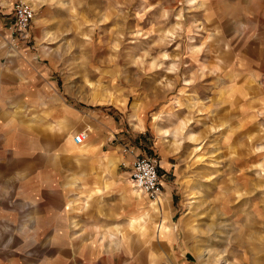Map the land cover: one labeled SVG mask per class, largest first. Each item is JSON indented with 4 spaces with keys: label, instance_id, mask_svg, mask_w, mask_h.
Segmentation results:
<instances>
[{
    "label": "rangeland",
    "instance_id": "obj_1",
    "mask_svg": "<svg viewBox=\"0 0 264 264\" xmlns=\"http://www.w3.org/2000/svg\"><path fill=\"white\" fill-rule=\"evenodd\" d=\"M26 1L29 44L13 36L10 53L23 95L8 101L4 76L1 92L0 264L40 260L30 216L43 195L84 197L102 189L79 186L91 178L141 194L130 180L136 157L156 161L152 202L168 186L195 259L264 264V0ZM107 122L105 141L91 135ZM79 133L101 144L75 162L64 150Z\"/></svg>",
    "mask_w": 264,
    "mask_h": 264
},
{
    "label": "crops",
    "instance_id": "obj_2",
    "mask_svg": "<svg viewBox=\"0 0 264 264\" xmlns=\"http://www.w3.org/2000/svg\"><path fill=\"white\" fill-rule=\"evenodd\" d=\"M15 2L16 0H0V122L2 120L3 76L5 83L10 85L9 90L14 92L13 97H9L8 101L22 96V93L19 94L20 87H24L26 84V79L20 78L19 67L22 63L10 55L13 47L10 46L7 36L5 16L9 11L12 15V7ZM41 71L39 69L38 74ZM33 78L36 79L35 71ZM32 83L34 82H27L28 85ZM42 83L43 80L40 84ZM63 123L64 121L56 128L59 125H64ZM62 130L59 135H66L67 131L64 128ZM106 130L112 132V124L107 122L105 127H94V132L91 135L98 133L99 136H103L105 141ZM1 137L0 134V141ZM98 144H101V141ZM97 146L92 145L91 153L98 149ZM88 154L81 153L77 157ZM77 157L70 160L81 162L83 159H88V157ZM85 164L79 165L80 167L74 165L69 169L66 168V165H62L57 170L58 172L60 170L86 172L89 163ZM77 181L79 186L85 185L91 188L101 186L102 189H91L89 194L84 197L78 196L76 193L71 197H67L65 194H54L53 198H47L43 195L40 201L33 202V213L30 216L33 224L32 232L34 235H41V239L39 242L33 243L32 255L37 254L40 256V260H36V262L13 260V263L201 264L194 258L189 242L184 238L182 241L179 237L181 232L176 226L179 222L177 221L179 214L177 209L172 207V194L168 186H164L159 201L154 204L152 199L149 197L146 199L143 196V192V194L139 193V196L133 194L129 185L122 179L99 180L91 178ZM82 181L85 184H81ZM105 187H109V189L105 190ZM152 204L156 205L158 210H155ZM67 209L70 210L72 217L70 224L66 223ZM149 210L159 211V215H151L146 222V214L150 212ZM63 231H65V238L61 236Z\"/></svg>",
    "mask_w": 264,
    "mask_h": 264
},
{
    "label": "built area",
    "instance_id": "obj_3",
    "mask_svg": "<svg viewBox=\"0 0 264 264\" xmlns=\"http://www.w3.org/2000/svg\"><path fill=\"white\" fill-rule=\"evenodd\" d=\"M35 11L26 0H18L12 7V28L9 43L14 49L18 42L29 44L28 29L34 19ZM16 37V41L14 37ZM87 139L86 134L79 133L74 136L75 145H81ZM130 180L132 184L144 192L150 199H156L162 191V182L157 171V163L148 157H136L131 165Z\"/></svg>",
    "mask_w": 264,
    "mask_h": 264
},
{
    "label": "bare ground",
    "instance_id": "obj_4",
    "mask_svg": "<svg viewBox=\"0 0 264 264\" xmlns=\"http://www.w3.org/2000/svg\"><path fill=\"white\" fill-rule=\"evenodd\" d=\"M109 100H111V98H109ZM185 124L180 128V132H182L185 129ZM84 134V133H82ZM75 135H70L67 139L66 142L68 143V146L70 145L71 147H69V150L65 151L69 156H71V158H75L77 157V155L79 154H88L92 152V146H88L87 143V139L85 140V142L81 145H75L73 142V138ZM138 190V189H137ZM133 194H135L136 196H139V192L136 191L135 189L132 191ZM155 200V199H154ZM158 201V200H157ZM156 201V202H157ZM155 204V203H154ZM152 204V206L154 207L155 210H157L156 205ZM163 225V224H162ZM215 264H222L221 263V258L219 257V259L217 258L215 261Z\"/></svg>",
    "mask_w": 264,
    "mask_h": 264
}]
</instances>
